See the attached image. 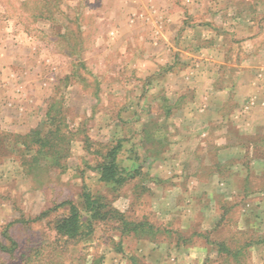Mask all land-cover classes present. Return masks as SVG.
<instances>
[{"label": "rangeland", "instance_id": "374dc122", "mask_svg": "<svg viewBox=\"0 0 264 264\" xmlns=\"http://www.w3.org/2000/svg\"><path fill=\"white\" fill-rule=\"evenodd\" d=\"M166 256L264 264V0H0V264Z\"/></svg>", "mask_w": 264, "mask_h": 264}, {"label": "trees", "instance_id": "16d2710c", "mask_svg": "<svg viewBox=\"0 0 264 264\" xmlns=\"http://www.w3.org/2000/svg\"><path fill=\"white\" fill-rule=\"evenodd\" d=\"M120 148V143L115 145L108 153L109 158L100 162L96 166L97 171L100 173V180L105 183L113 184L114 186L123 184L127 178L125 175L126 170L120 165L118 158V150ZM85 201L87 210L94 209L93 207L95 206L96 201L92 198L91 194L86 196ZM101 216L104 215H101V211L99 209V211H93V215L90 218L84 219L82 214L79 213V210L72 205L70 215L60 219L56 223L55 228L59 233L69 236L90 234L93 231L92 221L94 218H97V220L100 219Z\"/></svg>", "mask_w": 264, "mask_h": 264}, {"label": "crops", "instance_id": "0c3cea01", "mask_svg": "<svg viewBox=\"0 0 264 264\" xmlns=\"http://www.w3.org/2000/svg\"><path fill=\"white\" fill-rule=\"evenodd\" d=\"M232 4V3H231ZM231 4H228V5H225L224 7H217V4L215 3L214 4V2H212L210 5H208V7H209V9L207 8V10H208V12L211 14L212 13V15L216 18V17H218V19H219V22H223V20L226 18V16H228L229 14H230V11H231V13H233L232 11H233V7H230L231 6ZM205 10L204 9H201V13H203ZM255 22L254 21H251L250 19L249 20H245L244 22H243V24L242 25H240L241 27H245V28H247V29H250V28H253V27H255L253 24H254ZM212 24H214V22L212 21ZM212 24H210V23H208V25H209V27H210V25H211V27H212ZM257 27V26H256ZM151 244V243H150ZM155 252H157V254H160L159 253V251H155ZM161 255V254H160ZM168 256V255H167ZM165 257L166 259H162L161 261H159V262H156L157 264H171V260L172 259H169L168 257ZM104 264V263H103ZM177 264V263H176Z\"/></svg>", "mask_w": 264, "mask_h": 264}]
</instances>
